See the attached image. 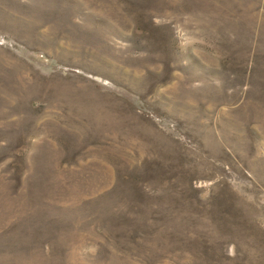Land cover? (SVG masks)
Returning a JSON list of instances; mask_svg holds the SVG:
<instances>
[{"label": "rangeland", "instance_id": "obj_1", "mask_svg": "<svg viewBox=\"0 0 264 264\" xmlns=\"http://www.w3.org/2000/svg\"><path fill=\"white\" fill-rule=\"evenodd\" d=\"M0 264H264V0H0Z\"/></svg>", "mask_w": 264, "mask_h": 264}]
</instances>
